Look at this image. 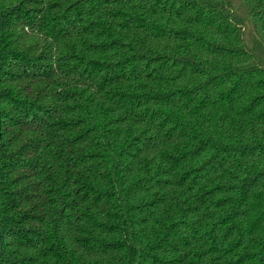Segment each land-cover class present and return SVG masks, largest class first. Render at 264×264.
<instances>
[{
	"label": "trees",
	"instance_id": "1",
	"mask_svg": "<svg viewBox=\"0 0 264 264\" xmlns=\"http://www.w3.org/2000/svg\"><path fill=\"white\" fill-rule=\"evenodd\" d=\"M0 264H264V0H0Z\"/></svg>",
	"mask_w": 264,
	"mask_h": 264
}]
</instances>
